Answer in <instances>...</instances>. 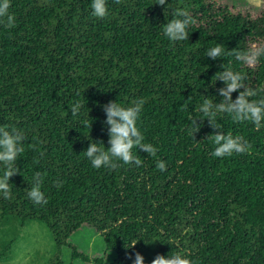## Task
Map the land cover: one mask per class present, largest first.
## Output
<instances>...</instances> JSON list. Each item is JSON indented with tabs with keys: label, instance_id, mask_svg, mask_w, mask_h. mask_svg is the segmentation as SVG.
Returning a JSON list of instances; mask_svg holds the SVG:
<instances>
[{
	"label": "trees",
	"instance_id": "obj_1",
	"mask_svg": "<svg viewBox=\"0 0 264 264\" xmlns=\"http://www.w3.org/2000/svg\"><path fill=\"white\" fill-rule=\"evenodd\" d=\"M156 2L107 0L108 15L98 19L91 0H10L15 26L0 25V125L21 129L25 139L19 173L9 180L12 199L0 196V215L47 226L55 245L47 264H62V247L86 264H133L136 252L144 264L176 252L193 264H264V127L218 113L222 129L215 132L251 145L223 158L211 155L214 130L206 119L195 139L189 134L190 118H204L196 112L203 100L222 99L215 76L222 67L264 89V55L250 67L229 54L264 46V10L221 0ZM176 9L193 23L187 40L173 42L163 24ZM217 43L225 55L206 57ZM141 98L137 127L157 156L133 148L141 166L93 168L84 154L89 139L109 147L102 106ZM261 98L264 91L251 99ZM76 102L82 107L73 116ZM158 159L166 171L156 168ZM37 171L47 204L27 196ZM85 230L102 239V251L74 247L72 235ZM108 252L116 255L111 262Z\"/></svg>",
	"mask_w": 264,
	"mask_h": 264
},
{
	"label": "clouds",
	"instance_id": "obj_2",
	"mask_svg": "<svg viewBox=\"0 0 264 264\" xmlns=\"http://www.w3.org/2000/svg\"><path fill=\"white\" fill-rule=\"evenodd\" d=\"M120 3L121 0H115ZM155 4L164 6L166 0H157ZM10 8V0H0V25L12 28L15 26L14 15L8 12ZM91 15L98 19H103L108 15L107 0H91ZM166 11V9H165ZM174 18L163 24V35L170 41H183L189 37L188 27L193 23V18L185 9H176L173 13ZM229 54L248 66H254L258 62V58L264 55V46L253 45L247 51L231 50ZM225 55L224 45L217 43L206 51V57L212 60L221 58ZM223 71L215 74L216 81H222L224 87L218 89V94L222 99L216 103L213 99L205 98L197 108L196 112L204 118L193 116L190 118L189 134L195 139V133L200 131L202 122L206 119L209 126L214 130L207 136L214 144V150L211 152L213 157L223 158L236 154L248 153L251 149L250 143L240 135L234 136L231 132H215L222 129V125L215 119L218 113H227L234 122L250 121L255 128L259 130L264 127V98L259 100L251 99L258 95L259 91L264 89H256L245 83V76L238 71L232 70L230 67H222ZM243 89V90H241ZM238 92V96L233 99V93ZM145 103L144 99H136L132 101L130 106H124L115 101H109L103 105V111L106 115L104 123L108 126V145L105 148L103 141L96 142L89 139V146L84 154L91 162L95 169L106 167L109 169L117 168L118 161L123 164H135L141 166L142 161L133 155V148H139L147 155L157 156L158 149L151 143H146L145 137L137 127V120ZM82 105L76 102L70 108L71 115L79 114ZM197 120L201 121L200 124ZM91 128V125H89ZM25 136L21 129L14 126L0 125V164L4 166L3 174L0 175V196L4 199H12L11 184L9 180L12 176L19 173V169L15 166L17 158L24 151L22 142ZM33 150H38L36 145H30ZM43 155V153H41ZM156 168L160 171H166L167 166L163 160L156 161ZM42 174L37 171L31 188L27 192L28 198L37 205L47 204L44 192L41 190ZM58 186L59 183H58ZM132 245L131 247H134ZM130 247V248H131ZM129 259L132 257L129 256ZM12 264H27L21 258L12 261ZM133 264H144V256L136 252ZM151 264H193L186 254L176 252L169 254L167 257L157 254L151 261Z\"/></svg>",
	"mask_w": 264,
	"mask_h": 264
},
{
	"label": "rangeland",
	"instance_id": "obj_3",
	"mask_svg": "<svg viewBox=\"0 0 264 264\" xmlns=\"http://www.w3.org/2000/svg\"><path fill=\"white\" fill-rule=\"evenodd\" d=\"M221 2L247 9L251 12L264 10L263 0H221ZM74 247L88 255L104 249L102 239L92 231L74 233L71 237ZM55 254L54 240L50 230L40 221L20 220L13 216L0 215V264H12L21 258L27 264H47ZM116 255L107 253V261L111 262ZM60 259L62 264H86L71 259V249L62 247Z\"/></svg>",
	"mask_w": 264,
	"mask_h": 264
}]
</instances>
